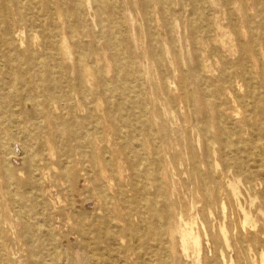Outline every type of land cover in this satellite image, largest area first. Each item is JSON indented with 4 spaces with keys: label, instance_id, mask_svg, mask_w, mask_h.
Listing matches in <instances>:
<instances>
[{
    "label": "rangeland",
    "instance_id": "374dc122",
    "mask_svg": "<svg viewBox=\"0 0 264 264\" xmlns=\"http://www.w3.org/2000/svg\"><path fill=\"white\" fill-rule=\"evenodd\" d=\"M30 5L0 43V264H136L144 232L262 264L264 0Z\"/></svg>",
    "mask_w": 264,
    "mask_h": 264
},
{
    "label": "bare ground",
    "instance_id": "6f19581e",
    "mask_svg": "<svg viewBox=\"0 0 264 264\" xmlns=\"http://www.w3.org/2000/svg\"><path fill=\"white\" fill-rule=\"evenodd\" d=\"M31 0H0V43L3 44L5 49H10L15 44V38L20 37L21 32L15 29V12L16 11L21 17L22 21L28 20L30 24H34L33 19L27 18L26 10L31 6ZM14 28V30H13ZM25 31V30H24ZM21 39V38H20ZM8 57V56H7ZM7 64L9 68L10 58L7 59ZM6 65V64H5ZM5 76V75H4ZM220 140V139H219ZM251 141V146L256 156V162L259 163L258 173L264 178V135L257 136ZM238 143L237 140L231 142L230 146H224L223 142L220 140L222 146V155L225 163H236V165L241 169H244V163L241 160V156L232 155L235 150V145ZM209 147V148H208ZM208 149L212 148V144L208 146ZM234 183V182H233ZM231 192L236 196L238 195V190L234 185H231ZM264 199V191H263ZM141 215L140 212H136ZM223 236L225 241L227 240L224 228H222ZM149 233L144 232L142 235L143 242L134 246L132 253L137 255L136 264H171L172 254L169 248L157 242H153V239H148ZM194 246L199 250L200 253V236H191ZM227 242V241H226ZM183 246L184 250H188V237L187 234H183ZM159 250H164L165 254L160 258ZM118 253V252H117ZM262 264H264V252L261 254ZM171 260V261H169ZM223 264H229L228 261L223 256Z\"/></svg>",
    "mask_w": 264,
    "mask_h": 264
}]
</instances>
